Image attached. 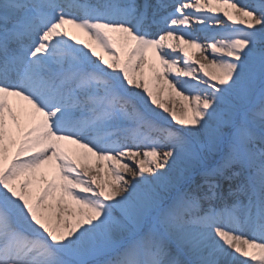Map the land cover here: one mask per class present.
I'll list each match as a JSON object with an SVG mask.
<instances>
[{
	"label": "snow or ice",
	"instance_id": "1",
	"mask_svg": "<svg viewBox=\"0 0 264 264\" xmlns=\"http://www.w3.org/2000/svg\"><path fill=\"white\" fill-rule=\"evenodd\" d=\"M0 264H264V0H0Z\"/></svg>",
	"mask_w": 264,
	"mask_h": 264
},
{
	"label": "bare ground",
	"instance_id": "2",
	"mask_svg": "<svg viewBox=\"0 0 264 264\" xmlns=\"http://www.w3.org/2000/svg\"><path fill=\"white\" fill-rule=\"evenodd\" d=\"M198 28H199V26H194L192 28V31L196 32L197 34H199ZM69 31H70V34L77 36L78 39H83L86 43L93 44V46L95 47L94 42L88 36L84 35V33L81 32L80 30L71 28L69 26ZM96 51H97V55H103V56H105L106 59L108 58L109 54L107 52H105L103 49H100V48L97 47ZM189 52L194 55L195 59L201 60L202 62L206 63V61H204V57L201 55V53L198 50H196L194 48H190ZM205 55H208V54L205 53ZM149 60L150 61L152 60L151 51L149 52ZM181 66H183V65H181ZM197 67H198V65H197ZM147 75H149V74L146 73V77H147ZM169 79H171V77H169ZM150 86L153 87L154 90L160 89L159 96H160V98L162 99V101L164 103H166L169 107H172L173 106V102H174L176 109L178 111L180 110V108H181V100H180V98L176 97L174 101L171 100L169 98V95H168V89L166 88V86H164L163 81H161L159 84H151ZM13 103H14V105L25 104V102L19 101V100H14ZM157 111H162V110L157 108ZM165 115H168V114L165 113ZM68 147L70 149H76L77 146L69 145ZM206 163L209 166H211L214 163V161L212 159H208L206 161ZM97 167L104 168L105 165L104 164H100V165H97ZM126 178H128V177L126 176Z\"/></svg>",
	"mask_w": 264,
	"mask_h": 264
}]
</instances>
